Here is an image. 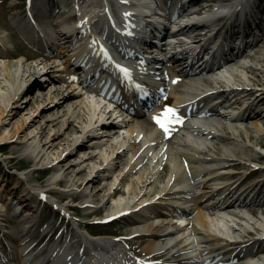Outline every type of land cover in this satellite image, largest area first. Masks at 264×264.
<instances>
[{
    "label": "bare ground",
    "instance_id": "1",
    "mask_svg": "<svg viewBox=\"0 0 264 264\" xmlns=\"http://www.w3.org/2000/svg\"><path fill=\"white\" fill-rule=\"evenodd\" d=\"M36 1L44 12L43 20L52 16V23L58 26L53 38L36 36L33 8L27 7V15L23 12L14 16L12 23L26 41L46 48L48 61L50 58L52 61L26 64L21 58L12 57V61L0 63V128L14 110L30 101L34 89L40 95L47 91L49 94L27 112L26 118L8 132H2L0 143L11 146L12 153L19 147H32L28 157L37 164L57 169L60 176L51 177L45 186L41 185L45 187L42 192L26 185L20 193L14 187L4 195L0 193L3 200L0 204V261L15 253L20 264H264L263 210L255 217L253 212L245 213L244 223L236 222L225 210L240 208L246 203V195L264 191V176L240 185L247 175L264 174V165L252 167L241 178L237 177L245 161L263 156L257 151L249 153L219 146L213 140L238 141L244 134L249 142L264 147V131L259 126V114L263 112L254 108L264 100V63L258 68L245 59L264 60V38L260 47L257 37L264 32V16L260 15L264 12V0H115V9L112 0H92L87 6L74 0L67 8L56 2L52 8L48 0ZM66 14L76 19L68 21ZM152 30L154 35H151ZM208 40H211L209 49L205 46ZM232 45L243 54L248 48L246 57L239 55L237 59L224 61L214 67L226 66L224 70L212 72L216 75L209 79L204 76L202 81L192 78V74H184L190 70L183 61L188 54L196 56L207 49L206 58L198 62L197 68L202 69L210 62L226 60L227 56L221 54L223 51L232 53L229 50ZM9 56L10 53L0 54V58ZM57 56L64 59L58 63ZM240 59L241 62H236ZM138 60L144 63H137ZM175 62H179L177 68L170 64ZM69 63L73 70L81 66L76 72L79 77L78 82L74 80L75 84L72 83L74 76L65 78L60 74ZM234 63L239 64L232 66ZM238 67H244L250 74L242 76ZM120 69H126L127 74ZM45 78L69 85L58 88L48 84L47 90ZM108 81L115 82V93ZM94 82L95 88L86 87ZM72 88L79 90L74 105L33 133H26L41 115L62 107L72 95ZM28 90L31 91L28 98L20 100ZM217 92L235 97H227L229 104L221 109L228 114L227 107L232 106L231 111H237L229 124L193 113L195 104ZM136 101L144 106L155 101L153 111L143 120L138 117V109H133L134 104H138ZM76 119L80 120L78 124ZM246 119L250 124L243 126L240 120ZM176 120L181 123L176 124ZM50 124H54L55 131ZM68 128L74 134L71 132L63 144L57 145L55 140L63 137ZM102 130L109 143L96 153L99 163L80 166L96 156L88 153L75 162L78 164L61 167L76 145L90 137L94 138L91 142L96 143V137H103L98 134ZM257 133L260 135L256 136ZM61 145L64 147L59 148ZM245 147L252 148L250 144ZM53 148L57 151L48 155V150ZM151 149L156 150L154 155ZM147 158L150 162L145 164ZM8 159L12 161L13 157ZM139 163L142 167L138 168V174L124 187L122 183ZM117 167L119 172L114 173L112 182L106 185V194H102L106 186L90 194L84 190L96 181L98 174L104 170L116 171ZM226 167L232 169L223 170ZM63 182L69 187L63 192L50 185ZM2 190L4 193V188ZM48 194L57 195L61 201L60 209L50 205L60 216L66 217L69 210L74 215L79 213L75 204L68 201L69 197L72 201L87 198L84 207L97 203L88 216L101 215L96 220L103 222L121 220L125 228L119 227L114 235L91 237L75 231L69 241L55 239L40 243L46 235L53 234L37 226L42 206L48 203L45 197ZM116 194H120V198L116 199ZM257 197L252 196L247 202L254 210L262 209L258 205L264 201V194ZM238 198L240 205H234ZM4 206L11 209L14 206L11 214L18 215L16 224L7 227L8 217L2 212ZM151 208L158 209L162 217L154 219L155 216L149 214ZM179 220L183 223L179 224ZM122 242L133 247L136 257L132 260L123 257L118 247ZM262 245V250L258 251Z\"/></svg>",
    "mask_w": 264,
    "mask_h": 264
},
{
    "label": "rangeland",
    "instance_id": "2",
    "mask_svg": "<svg viewBox=\"0 0 264 264\" xmlns=\"http://www.w3.org/2000/svg\"><path fill=\"white\" fill-rule=\"evenodd\" d=\"M90 1H92V0H87V1L79 0L78 4H85L87 6V4ZM55 2H56V4L59 3L61 6H64L65 8L70 7L71 5H73V3H75L74 0H48V4L49 5L51 4L52 6L51 5L50 6L52 8H54L53 4ZM112 2L114 4L113 6L115 9V7H116L115 3L116 2H115V0H112ZM27 7L34 9L33 10L34 13L33 14L31 13L32 17H34V20L36 21L34 24L37 26L36 28L39 30L40 34L44 35L45 38H48V37L53 38L54 37L53 34H55L54 32L58 28L57 25L52 23V21H51L53 19L52 16L50 18H48L49 20H43L42 17L45 16L44 12L41 11V9L39 8L38 2L36 0H0V54L2 56H6L9 53L11 54V57L9 56V57L0 58V60H2L0 63H2V64H4V62L6 60L12 61V57L21 58V60H23L26 64H29L28 61H32L33 63L36 61H44V60H45L44 62L48 61L47 57L49 55L46 52H44L43 50L42 51L37 50L34 47H32L31 43L29 41H26L25 36H23L22 33H20L12 23V19L14 16L22 15L23 12H24V15H27L26 14ZM65 18L68 21H73L76 19L74 16L72 17V16H69L68 14L65 15ZM209 27H211V25ZM262 34L263 35L259 36V39H258L259 40L258 42L260 43V47L263 43L264 32H262ZM74 36H75V34L73 35V37ZM245 54L246 53H244L243 58L246 57ZM56 59H57L58 63H60V61L64 58L62 57V59H61V56L60 57L57 56ZM245 59L248 60L247 63H253L258 68L260 67L261 63H264V60L263 61L257 60L255 58H251V57H248ZM51 61H52V58H50L48 63H50ZM183 61H186V60H183ZM183 61L181 60L180 62H183ZM178 64H179V62H176V64L173 66L177 67ZM69 66H70V63L68 64L67 69L64 70L63 72H61L60 74H61V76L65 77V78L74 76L72 83L75 84L74 80L76 79L75 81L78 82L77 77H79V75H78V73H74V72L78 71V70H75V69L73 70ZM163 67H165V66H163ZM238 69H239L238 72L240 74H242V76H244V77L246 75L250 74L249 72L246 71V69L244 67H238ZM184 74H186V73H184ZM56 76H58V75H56ZM56 80H58V79H56ZM1 81H2V79L0 80V82ZM43 81H44V87L47 86L46 87L47 90L49 89V87L54 86V85L58 88L61 85H64V86L69 85V83L68 84L66 82L61 83L60 81H55L52 78H49L48 80H46V78H45V79H43ZM48 84H50V86ZM77 86H78V84H76L74 86V88L77 89L78 88ZM77 91H79V90H75V89L73 90V88H72L70 91V93H72V95L69 96L68 101H66L62 105V107L60 106V108H58L57 110H54L48 114L41 115L37 119L36 123H33L32 126H30V128H28L26 130V133H29V132L33 133L34 131H36L37 128H39L40 126H43L45 124V122H48L49 119L63 115L64 114L63 112L66 111V109H68L72 105H74L75 100L78 99V95H76ZM85 92H87V91L84 90V93ZM29 93H31V91L28 90V92H26V94L21 96L20 100L27 99ZM32 93H33V91H32ZM47 94H49L48 91L46 93H43L42 95H40L39 93H37V90L34 89V94H33V96H31L30 101L23 103L21 109H19L17 111L14 110L12 115H10L9 118H6V123H4V125H2V127L0 128V135L2 132H8L9 130H11L13 128V126L15 124H18L22 119L26 118L27 112H30L34 108L35 104L38 103L39 101H41L40 99L43 98ZM97 96H99V95L97 94ZM100 98H102V97H100ZM229 109H232V108H229ZM257 110H259V109H257ZM148 115L149 114H147V113H142V114L140 113V115H138V117L143 120ZM259 115H260L259 126L264 131V113L263 114L261 113ZM78 121H80V120L78 119L77 121H75V123L78 124ZM249 122L250 121H248V122L243 121L242 125L246 126ZM50 126L52 129L54 128L53 131L56 130V128L54 127V124H50ZM117 126H121V125L118 124ZM113 127L114 126H112L111 128H113ZM53 131H51V132H53ZM72 131H73L72 129L68 128L65 131V134L63 137L56 139L55 142L57 143V145L59 143L63 144L65 142V139L69 136V134ZM113 132L114 131H112L111 134H113ZM71 134H74V133L72 132ZM77 134L78 135L80 134L79 131L77 132ZM98 134H99V136L100 135L103 136L101 139H99L97 137L95 138V140L98 143L97 142L96 143L91 142V140H93L94 138L90 137V138L86 139L83 144L76 145V148L74 149V151L72 153H69L66 155L64 161L62 162L61 167L62 168L67 167L71 163L76 165L78 163H75V162H78L79 159L83 156V154L86 156L88 155V153H90V154L93 153L96 155V153L99 152V150L101 148L103 149V148L107 147L109 141L107 142L108 138L105 137L106 133L104 132V130L100 131ZM259 135H260V133H257L256 136H259ZM238 139H239L238 141H230V139L219 140L218 138H216V139L214 138L213 140H215L214 143L218 144L219 146L224 145V146H228V147H235L242 152L248 151L249 153H252L253 151H257L258 153H260L263 156V158H261V159L253 160L250 162L245 161V163L240 166L239 174L237 176L238 178H241L243 176V174L245 172L249 171L252 167L264 165V147H261L259 144H256V143L249 142L244 134H242ZM33 144L34 143H32V145ZM246 144H250L252 148L249 149V148L245 147ZM62 147H64V146H62V145L59 146V148H62ZM31 148L32 147H19L16 149V151L14 153H12L11 152V149H12L11 146H8V145L5 146V145H3L2 142L0 143V193L2 195H4L5 192H8V190L13 188V187H14V189H17V191H16L17 193H20L19 190L22 189L26 185L32 187L34 191L42 192V190L45 189V187H42V186H45L50 181L51 177L56 179L60 176L59 171H57V169L53 170L47 164H37L33 159H30L28 157V154H29V151L31 150ZM53 149L54 150H48L47 154L52 155V152L57 151L56 148H53ZM155 152H156L155 149L150 150L151 155H154ZM7 156L8 157L12 156L13 160L8 161L9 159ZM91 159L92 160L88 159V160L84 161L83 164H81L80 166H92V165H96L97 162L99 163L98 155H96L95 157H93ZM124 159H125V156L120 158L119 160L123 161ZM145 162H146L145 164L149 163L150 162L149 158L145 159ZM152 163H153V161L151 162V164ZM204 163L207 165L210 164L208 162H204ZM211 163L214 164L213 162H211ZM138 165H139V167H135L133 172H131L130 175L128 177H126V180L122 183V185L124 187L126 186V183L129 182L130 179L136 177V175L138 174V168L142 167L141 163H139ZM116 166H119V164ZM116 169H117L116 171L104 170L103 172H101L100 174H98L96 176V179H95L96 181L87 185L84 188V190L90 194L91 192H94L95 190H97L98 188H101L102 186L105 187L110 182H112V179L115 177L116 174H118L119 167H117ZM230 169H232V167L223 168V170H230ZM114 173H115V175H114ZM262 176H264V174H262V175L255 174L252 176L247 175V176H245L246 178L243 179V181L241 182L240 185L251 183L252 181H255L257 179L256 177L260 178ZM41 181H44V183L41 184ZM4 184H6V185H4ZM50 185L55 187L57 190H59L61 192L66 191V190H68L67 188H69L66 186V184L64 182L61 184L51 183ZM2 188H4V193H3V190L1 191ZM107 189H108V186H106V188L103 190L102 194L103 193L106 194V192H108ZM120 196H121L120 194H116L114 197L116 199H118V198H120ZM45 197H46V200L48 203L44 207L42 206V210H41V214H40L41 216L39 218V223L37 226L40 227L41 229L46 228L49 233L53 232V234L51 236L46 235L44 237V239L41 240L40 243L45 244L48 240L50 242H52L55 239H57V240L58 239H60V240L68 239L67 241H69L70 240L69 236L72 233H75V231H81L82 233L91 237L92 235H100V234L114 235L113 232L115 230H117L119 227L125 228V225H123L121 223L122 222L121 220L103 222V221L96 220V219H99L101 217V215L88 216L87 213L90 212L91 209L96 208L95 205L97 203L95 205H93L92 207H84L87 198H82L78 201H76V200L72 201V200H70L71 198L69 197L68 201H70L71 204H75L74 207L79 209V213L74 215L75 213L73 214L71 212V210H69L68 212L66 211V215H65L66 217H64L63 214H62V216L58 215V214H61L58 210L57 211L55 209L52 210L50 207V205L57 206L59 209H60V207H62L61 201L59 200L58 196L53 195V194H48V195H45ZM111 202H112V199H111ZM2 203H3V200H0V204H2ZM15 204L17 205V203H15ZM15 204H14V206H15ZM14 206H12V209ZM258 206H260V205H258ZM2 209H3L2 212L5 213V215H6L5 217H8V218H6V221H5V223L7 224V227L16 224L15 221L17 220L18 215L13 216L11 214V210H12L11 207L10 206H4ZM158 211H159L158 209L151 208L149 214L154 215L155 216L154 219L157 220L158 218L162 217ZM57 212H58V214H57ZM258 213L259 212L256 211V212L252 213V215H254V217H255V215H257ZM263 215H264V211H263ZM236 217L238 220H240L241 223L245 222V219L242 215L236 216ZM178 223L181 224L183 222H181L179 220ZM39 224H40V226H39ZM77 224H80V225L78 226ZM236 226H238V224H236ZM36 231H37V229H36ZM0 237H1V234H0ZM133 242L135 243L136 241L133 240ZM118 247L121 250L124 258L132 260L134 257H136L135 251L132 249L133 247L128 246L127 243L125 244L122 242L118 245ZM262 247H263V245L258 248V251H260ZM162 259H163V257L159 260H162ZM0 264H20V260L18 258H16V254L14 253V255L8 257V259H6V260L3 259V261H0Z\"/></svg>",
    "mask_w": 264,
    "mask_h": 264
},
{
    "label": "snow or ice",
    "instance_id": "3",
    "mask_svg": "<svg viewBox=\"0 0 264 264\" xmlns=\"http://www.w3.org/2000/svg\"><path fill=\"white\" fill-rule=\"evenodd\" d=\"M122 72H124L125 74H127V70L126 69H120ZM169 111H171V110H169ZM158 123H159V121H158Z\"/></svg>",
    "mask_w": 264,
    "mask_h": 264
}]
</instances>
